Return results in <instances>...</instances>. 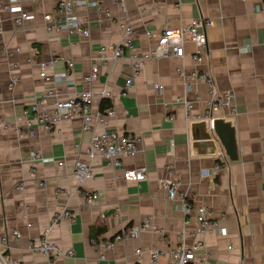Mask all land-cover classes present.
I'll return each instance as SVG.
<instances>
[{"label":"crops","instance_id":"0c3cea01","mask_svg":"<svg viewBox=\"0 0 264 264\" xmlns=\"http://www.w3.org/2000/svg\"><path fill=\"white\" fill-rule=\"evenodd\" d=\"M7 3L8 0H0ZM78 7L77 15L87 22L90 35L45 28L44 15L53 12L58 0H21V7L32 18L18 27L13 14L0 10V237H12L20 230L22 237L11 242V254L25 264H154L150 251L167 249L179 243L178 236L191 245L204 244L206 262L193 264H264V12L262 0H88ZM211 21L208 29V52L200 69L209 68L221 92L232 90L238 110L217 109V118H227L235 127L238 159L231 160L219 148L203 140L204 128H194L187 120L183 104L175 103L185 95L202 102L194 112L205 110L207 86L197 78L199 68L192 55L197 46L184 43L183 57H160L147 60L129 90L126 80L132 73V58L126 53L116 62L97 61L98 78L89 83L99 50L116 45L122 36V23L129 20L132 52L145 53L157 44L158 34L166 28L188 25L193 18ZM153 32L148 37L147 32ZM38 49V52L35 49ZM55 56L50 80L38 76V64ZM74 65L69 80H55L56 74ZM181 68V73L178 69ZM20 80L9 87L12 75ZM71 81V82H70ZM154 83L164 85L159 92ZM111 90L108 97L114 115L106 125L92 124L83 129L80 118L62 120L54 131L39 128L34 137L19 138L14 130L22 110L35 98H46V106L65 100L75 92ZM49 90L51 94L48 95ZM103 98L96 95L94 110H101ZM104 128L139 137L135 156L122 158L123 166L97 157L93 162L94 178L80 183L73 175L77 160L89 162L87 150L95 132ZM199 134V135H198ZM199 136V137H198ZM39 152L51 162L32 161ZM63 161V165L58 162ZM171 178L180 180V190L187 192L195 207L207 206L212 215L227 228V235H199L194 213L185 214L180 200L171 199L161 184L167 167ZM36 176L30 177V169ZM145 167L147 178L137 183L123 178L124 170ZM26 180L25 187L17 184ZM98 193L92 204L89 194ZM68 208L75 220L51 224L54 212ZM31 222L32 227L27 223ZM103 224L99 237L109 239L132 226H143L137 236L115 243L100 258L101 248L92 237L94 227ZM50 228L48 239L74 256L50 258L30 250ZM98 237V238H99ZM231 246V247H230ZM145 250L138 255L136 250ZM161 256L155 264H171Z\"/></svg>","mask_w":264,"mask_h":264},{"label":"built area","instance_id":"2783aa9c","mask_svg":"<svg viewBox=\"0 0 264 264\" xmlns=\"http://www.w3.org/2000/svg\"><path fill=\"white\" fill-rule=\"evenodd\" d=\"M21 0H8L7 3L0 1V10H6L13 14V20L16 26H23L26 21L32 18V15L26 12L20 5ZM119 4L125 6L126 0H116ZM93 4L96 2L88 0H58L53 12L46 13L44 15L45 28L47 31L64 29L70 34L79 33L84 36L90 35V29L85 20H82L77 15V9L80 6ZM98 7H101L97 5ZM262 10L264 12V0H262ZM212 23L203 17H196L186 26H179L177 28H166L158 34L157 44L150 51L145 53L132 52V33L133 29L129 20L122 23V36L120 41L110 47L111 54H107L105 47H102L93 63L91 74L87 77V81L92 83L98 78L99 66L97 61L101 62H116L118 59L130 53L133 60L132 73L126 80L127 90L133 84V81L138 75L145 62L151 58L160 57H183L184 55V43L187 40H191L197 46L196 52L192 55L194 64L199 68L196 75L197 78L207 86L206 98H204L205 110L203 113L194 112L195 103L202 102V96L199 93L195 94V100H188L187 94L192 92L193 88L190 84L185 87V95L178 97L175 103L183 104L186 110L187 120L189 122L205 121L209 129H214L215 120L217 117L214 115L215 110L223 108L227 109L231 116H236L238 113L235 94L232 90L221 92L215 82L212 71L209 68L200 69V65L203 63L204 55L208 52V29ZM3 32L0 18V34ZM153 32H147L148 37H153ZM38 52V49H35ZM59 59L55 56L48 61H41L38 64V76L44 80H50L51 76L48 74V70L53 68L54 62ZM68 63V69L62 73L56 74L54 79L69 80L70 70L72 69L74 62L72 60H66ZM182 74L181 68L178 69ZM20 77L14 73L11 77L9 87L12 89L19 82ZM71 82V81H70ZM153 87L161 92L164 85L161 83H154ZM51 94L49 90L48 95ZM100 95L102 98H108L111 95V90L107 85L98 91L84 90L75 92L73 96L65 100L55 101L53 107L48 108L46 106V98L41 96L35 97L23 110L22 114L16 120V127L14 128L19 138L34 137L37 135L39 128L47 132L55 130L57 125L64 119L80 118L82 119L84 126L83 129H88L92 124L106 125L108 117L114 115L115 110L113 107H108L104 111L94 110V98L96 95ZM227 119V118H224ZM0 125L9 129L10 124L1 122ZM140 142L139 137L133 133H121L117 130H110L104 128L101 131L95 132L91 138L90 147L87 150V155L90 159L85 163L81 160H77L74 167L73 175L80 183H84L87 180L94 178V171L92 164L97 157H100L115 167L123 166L122 158L125 156H135L138 152V144ZM32 161L51 162L53 158H45L39 152L32 153ZM63 161H59V165H63ZM30 177L36 176V169L32 167L30 169ZM173 175V168L171 166L166 169V176L162 178L161 184L167 189L169 197L171 199L180 200L181 210L185 214L194 213V218L197 222L196 233L199 235L217 233L221 235H227V228L223 226L219 219L215 218L211 210L204 205L195 207L192 201L189 199L188 194L184 190H180V180L177 178H171ZM123 178L126 181H135L137 183L143 182L147 178V170L145 167L131 168L124 170ZM26 180H22L17 184L18 189L25 187ZM99 198L98 193H92L87 195L86 203L92 204ZM1 218V217H0ZM61 220L74 221L75 216L68 208H63L54 212L51 218V224H57ZM28 227H32V223H27ZM143 226H132L122 230L114 237L109 239H103L101 237L95 240L101 248L100 258H105L106 252L112 248L116 242L123 239L137 236L142 230ZM50 228H47L44 232V237L39 243H30V250L33 252H41L50 258H59L74 256V252L64 251L55 242L48 239V233ZM22 237L20 230H14L12 237L4 235L0 237V264H25L21 259L14 257L11 250V242L14 240L18 242ZM179 243L171 246L167 249L155 248L150 251L152 262L155 264L157 260L164 255H167L171 259V264H193L195 261L206 262L208 259V253L204 250V244L201 241L188 245L186 244L182 236H178ZM231 247V246H230ZM145 250L138 248L137 254L140 255Z\"/></svg>","mask_w":264,"mask_h":264},{"label":"water","instance_id":"95a60500","mask_svg":"<svg viewBox=\"0 0 264 264\" xmlns=\"http://www.w3.org/2000/svg\"><path fill=\"white\" fill-rule=\"evenodd\" d=\"M199 127L204 128V133L200 137L210 141L215 147V152L219 148L221 153L226 154L231 160L238 159L235 127L230 120L217 118L214 129H209L205 121L193 123V129Z\"/></svg>","mask_w":264,"mask_h":264},{"label":"trees","instance_id":"16d2710c","mask_svg":"<svg viewBox=\"0 0 264 264\" xmlns=\"http://www.w3.org/2000/svg\"><path fill=\"white\" fill-rule=\"evenodd\" d=\"M111 106V103L109 101L108 98H103L102 100V103H101V110H105L106 108L110 107ZM105 227L103 224H100L99 226L97 227H94L92 229V232H91V235L92 237L94 238H98L101 234H103L105 232Z\"/></svg>","mask_w":264,"mask_h":264}]
</instances>
